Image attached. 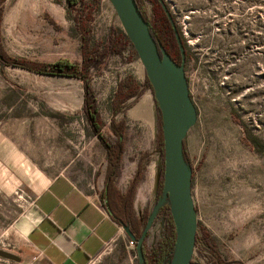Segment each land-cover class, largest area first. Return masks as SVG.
I'll use <instances>...</instances> for the list:
<instances>
[{"label":"rangeland","instance_id":"374dc122","mask_svg":"<svg viewBox=\"0 0 264 264\" xmlns=\"http://www.w3.org/2000/svg\"><path fill=\"white\" fill-rule=\"evenodd\" d=\"M141 1L150 16L162 4ZM163 1L185 37L186 72L198 112L185 139L194 165L192 193L199 225L193 264H212L203 230L227 258L264 264V0ZM75 12L68 0H5L0 48L12 56L82 64ZM92 25L94 38L100 40L113 27L123 28L110 0H99ZM133 48L130 38L124 39L120 51L90 65L105 130L111 126L119 81H145V66ZM144 96L150 99L152 123L132 113ZM83 104L82 79L0 62V248L20 257L0 255V264H40L23 231L33 217L38 189L51 178L68 173L92 192L105 182L107 150ZM115 119L126 125L114 183L128 190L141 163L134 199L142 216L150 215L163 163L153 89L146 85L129 97ZM164 227L165 219L158 215L147 236L149 246ZM117 254L114 248L93 264H114Z\"/></svg>","mask_w":264,"mask_h":264},{"label":"trees","instance_id":"16d2710c","mask_svg":"<svg viewBox=\"0 0 264 264\" xmlns=\"http://www.w3.org/2000/svg\"><path fill=\"white\" fill-rule=\"evenodd\" d=\"M159 1V0H157ZM5 0H0V32H1V21L3 18V7ZM69 6L76 10L75 12V22L81 34L82 39V53L83 62L79 64L77 62L70 61L66 58L59 59L54 62L39 61L34 59H29L25 57H18L6 54L0 48V62L21 66L29 70L36 72H50L54 74L70 75L75 76L83 80L84 87V104L83 108L89 117L90 123L94 129V132L100 138L101 142L104 144L107 155H108V167L105 177L104 187L101 192L102 197L106 196L108 199L107 207L111 214L115 216L123 225L128 224L131 230L140 236L143 228L147 222L149 214H144L142 223L138 226L136 224L137 217L135 215V210L133 206L134 196L136 193L137 183L140 178H142V169L144 168L141 163L139 164L135 176L129 186V189L120 192L117 190L116 186L113 184V169L115 166L119 165L123 159V153L125 148V120L121 119L116 121V115L124 108L126 100L134 95L140 94L144 86L149 85L152 88V84L148 75L145 77L144 83L138 82L134 78H123L119 81L118 87L115 90L112 97V109L113 118L111 121V126L108 130L103 128V122L98 114V109L94 101V88L92 85V74L90 72V65L93 62H99L104 57L110 55L115 51H120L124 44V39L129 40V36L123 30L122 27H113L109 36L106 39L100 40L95 39L92 33L93 25L92 21L94 19V12L98 8L99 0H68ZM139 7L141 8L144 16L150 23L151 31L158 42L162 43L167 50L170 52L171 56L178 62L182 61V53L177 40L176 31L179 32L181 38L183 39L185 45V37L178 28L176 20L171 17L165 10V8L160 3L159 11L150 16L147 14L144 4L141 0H137ZM133 52L138 55L135 47ZM189 57V51L186 49V59ZM159 108V107H158ZM159 118H160V129L158 132L157 143L162 153V165L161 174L158 181V193L156 201L163 194V183H164V140H163V130H162V113L159 108ZM184 155L186 160L191 164L194 174V165L189 157L186 142L184 145ZM117 190L119 197H115L113 193ZM159 216H163L165 219V227L163 230V235L158 238L157 242L151 246H148L147 240L144 241V264H169L171 257L174 253L175 242H176V227L175 222L171 213L170 203L163 204L158 211ZM150 231H148L147 236ZM203 237L205 242L209 247L212 260V264H244L242 260L239 259H229L224 256L217 247V244L208 231L203 230ZM199 238V233L197 232L196 241ZM190 264H193L191 260Z\"/></svg>","mask_w":264,"mask_h":264},{"label":"water","instance_id":"95a60500","mask_svg":"<svg viewBox=\"0 0 264 264\" xmlns=\"http://www.w3.org/2000/svg\"><path fill=\"white\" fill-rule=\"evenodd\" d=\"M119 20L133 43L146 75L152 84L154 97L162 113L164 140L163 194L147 219L140 236L128 224L124 227L131 238L137 240L139 264H144V241L158 216L159 208L170 203L176 227L174 253L169 264H190L198 232L197 207L192 193L193 169L184 155L185 139L198 118L186 72V48L176 31L182 61L174 59L167 48L154 37L150 23L137 0H110ZM171 17L165 2L160 0ZM0 255L19 260L20 257L0 248Z\"/></svg>","mask_w":264,"mask_h":264},{"label":"crops","instance_id":"0c3cea01","mask_svg":"<svg viewBox=\"0 0 264 264\" xmlns=\"http://www.w3.org/2000/svg\"><path fill=\"white\" fill-rule=\"evenodd\" d=\"M103 183L92 192L62 172L38 189L31 206L33 217L23 234L40 264H93L114 248L118 253L114 264H139L128 247L129 233L109 211L108 198L102 197ZM117 190L113 193L118 198ZM133 206L139 226L143 216L136 197Z\"/></svg>","mask_w":264,"mask_h":264},{"label":"bare ground","instance_id":"6f19581e","mask_svg":"<svg viewBox=\"0 0 264 264\" xmlns=\"http://www.w3.org/2000/svg\"><path fill=\"white\" fill-rule=\"evenodd\" d=\"M132 113H137V115L140 114L144 118H146L149 123H152L153 113H152V107H151V103H150L149 97L148 96H144L140 100L138 105L133 108V112Z\"/></svg>","mask_w":264,"mask_h":264},{"label":"built area","instance_id":"2783aa9c","mask_svg":"<svg viewBox=\"0 0 264 264\" xmlns=\"http://www.w3.org/2000/svg\"><path fill=\"white\" fill-rule=\"evenodd\" d=\"M128 247H129L130 251L135 256H138V254H137V240L136 239L129 237V239H128Z\"/></svg>","mask_w":264,"mask_h":264},{"label":"flooded vegetation","instance_id":"af4514ba","mask_svg":"<svg viewBox=\"0 0 264 264\" xmlns=\"http://www.w3.org/2000/svg\"><path fill=\"white\" fill-rule=\"evenodd\" d=\"M159 2H160V0H159Z\"/></svg>","mask_w":264,"mask_h":264}]
</instances>
